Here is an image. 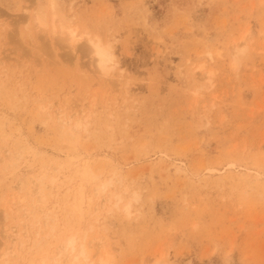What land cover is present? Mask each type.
I'll return each mask as SVG.
<instances>
[{
	"label": "rangeland",
	"instance_id": "rangeland-1",
	"mask_svg": "<svg viewBox=\"0 0 264 264\" xmlns=\"http://www.w3.org/2000/svg\"><path fill=\"white\" fill-rule=\"evenodd\" d=\"M52 1L0 0V255L14 251L0 264L50 262L77 232L92 254L104 236L111 264H264V0H56L111 44L108 77L85 39L72 50L37 28ZM205 69L211 84L193 82ZM59 108L90 114L88 132L66 133ZM108 179L132 216L101 205Z\"/></svg>",
	"mask_w": 264,
	"mask_h": 264
},
{
	"label": "bare ground",
	"instance_id": "bare-ground-1",
	"mask_svg": "<svg viewBox=\"0 0 264 264\" xmlns=\"http://www.w3.org/2000/svg\"><path fill=\"white\" fill-rule=\"evenodd\" d=\"M60 8V7H59ZM50 17L48 19V14L46 11H41L39 9H37L36 11V14L34 15L33 17V20L35 21V24L37 26V28L41 29V30H47L49 27L52 29V32L54 34H57L59 35L58 37L60 38L61 37V40L63 42L66 43V45L70 46L72 50H76L77 49V44L78 42L81 40V39H85V42L87 44V48L89 49L88 51L90 52V54L92 55V58H94V62L96 63V65L98 66L100 72L105 75V76H109L110 73L117 67V61H116V55L114 53V51L112 50V46L111 44L109 43H105L103 42V40L101 39V37L98 36V38L95 39L94 36H97V35H93V37H91V35H88L86 36V31L85 33H82L80 34L79 32V27L76 26L69 18H67V16L61 12L60 9H58V6H57V1L56 0H53L52 3H51V6H50ZM48 15V16H47ZM89 34V33H88ZM251 37V33H250V29L247 30V33H245L243 36H242V39H241V42L236 44V48H237V51L241 54L244 52V50L247 48V41L250 39ZM60 40V39H59ZM84 44V42H83ZM86 47V46H85ZM209 56L211 59L215 60V55L212 51L209 52ZM238 58V57H237ZM205 68V65L204 64H201L199 66H197V70H203ZM195 70V73L196 71ZM206 70V69H205ZM214 72L212 70H206L204 71L201 77V78H198L197 76L194 77V80L193 82H201L203 83V80H205V84L204 86H208L209 84H211L212 82V76H213ZM122 75V74H121ZM113 76V75H111ZM110 76V77H111ZM123 76V75H122ZM122 76L120 78H122ZM123 82V81H122ZM124 83V82H123ZM202 83H198L199 85L201 84V86L203 85ZM124 85V84H123ZM125 85H128L127 83ZM203 87V86H202ZM123 88V87H122ZM126 90V89H125ZM95 100L93 99V102ZM64 103V102H63ZM80 103V102H78ZM77 103V104H78ZM68 104V103H67ZM72 104V103H71ZM65 105V104H64ZM76 105V104H75ZM74 105V107H75ZM80 105V104H79ZM50 106V105H49ZM78 106V105H77ZM52 107V106H51ZM50 107V109H51ZM41 109L43 110H47L48 107L46 106H40ZM47 108V109H46ZM77 108V107H76ZM59 110V113L56 111V114L58 113V119L60 122H61V125L63 126L62 128H64V131L65 130H70V131H65L66 133L68 132L69 134L73 135L75 138L76 137H80V134L84 133V132H88V117L90 116V114L86 115L84 112H82L81 109H79L78 111H76L75 113L71 114L70 116L67 115L65 113V111L63 112L62 109H58ZM81 110V111H80ZM47 112V111H46ZM57 116V115H56ZM49 118H50V115H49ZM48 119V118H47ZM2 132V131H1ZM65 133V134H66ZM88 134V133H86ZM0 137H1V134H0ZM88 137V136H87ZM23 148H24V145H22ZM21 146V147H22ZM20 147V146H19ZM1 150L3 147H0ZM22 148V150H23ZM19 150H21V148H19ZM4 151V150H2ZM8 152V151H6ZM11 152V151H10ZM5 153V152H4ZM17 153V151H16ZM8 155V153H6ZM12 154V153H11ZM10 155V153H9ZM3 156L6 157L5 154H3ZM4 157V158H5ZM15 157V156H14ZM2 158V157H0ZM9 158V157H8ZM6 157V159H8ZM12 157L10 156V162ZM5 159V160H6ZM1 161V164L3 163L4 164V160L0 159ZM9 161V160H8ZM10 162H8L9 166H10ZM12 165V164H11ZM94 165V164H93ZM92 165V166H93ZM89 165H87V171L91 173L90 176H92L93 178H98L100 177L99 174H97L96 171H94L93 167ZM8 167V166H7ZM61 167V166H59ZM58 167V169H59ZM63 167V166H62ZM179 167V166H178ZM9 168V167H8ZM99 168V166H98ZM98 168H96V170H98ZM101 168V166H100ZM62 169V168H61ZM100 170V169H99ZM60 171V169H59ZM178 171V170H177ZM102 172V171H101ZM103 173V172H102ZM101 173V174H102ZM115 173V171L113 172ZM117 176V178H114V179H117V181H119V183H121V185L123 186H127L125 184V181L127 180V178L125 177V175L121 174V173H115ZM187 175V174H186ZM128 176V175H127ZM42 177V176H41ZM58 177V176H57ZM43 180H45L43 177H42ZM42 179H40V177L37 179L38 181L34 180L35 183L38 182L37 185L38 188L35 186V188H37L35 191L36 193H38L40 196V200L39 201H42L44 198H45V195L44 194L45 190H44V187L42 188L43 185L42 184ZM51 181H54L55 180V176H52V178H50ZM106 180V178H105ZM223 180V178H222ZM115 181V182H114ZM110 180L108 179V181H100L102 183H100L98 186H97V191H96V194L98 192L99 196H101L102 198V202H101V205L104 207L106 206L108 203H111V205H114V207L116 208H122V210H124L126 212V214L128 216H132L134 214V211H133V203H132V200L130 201H126L125 200V197L123 194H121V192H114L115 190H113L111 188V186L113 185V183H116V180ZM45 183V181H44ZM117 183V184H119ZM23 185V184H21ZM21 185L17 183V188L19 190V188L21 187ZM131 185V184H130ZM23 187V186H22ZM82 188V187H81ZM118 188V187H116ZM115 188V189H116ZM128 187H126L124 190H128L127 189ZM22 188H20L21 190ZM44 190V191H43ZM82 190V189H81ZM80 190V191H81ZM84 190H82L80 193H82ZM134 191V190H133ZM124 192V191H123ZM122 192V193H123ZM84 193V192H83ZM97 194V196H98ZM83 196V195H82ZM81 196V197H82ZM9 197V196H8ZM127 197V196H126ZM12 198L13 196L11 197V201H12ZM15 198V197H14ZM18 198V197H17ZM129 198V197H128ZM142 198L141 196V193L136 190L133 192V195H132V199H135V201H140ZM25 198H21L20 201H23ZM19 200V198H18ZM46 200V198H45ZM124 200L127 202L125 203ZM7 201V200H6ZM15 201V200H14ZM12 201V202H14ZM17 201V200H16ZM19 201V202H20ZM47 201V200H46ZM43 202V201H42ZM16 203V202H15ZM44 203V202H43ZM8 203L6 202L5 206L7 205ZM12 205V204H11ZM9 205V206H11ZM110 205V204H109ZM8 206V205H7ZM97 206V205H96ZM13 207V206H12ZM100 207V206H99ZM113 207V206H112ZM8 208V207H7ZM97 207H95V210H96ZM107 208V207H106ZM110 208V207H109ZM5 209V208H3ZM2 209V211H3ZM9 209V208H8ZM7 209V210H8ZM100 209V208H99ZM102 209V207H101ZM11 210V209H10ZM94 210V211H95ZM106 210V209H105ZM110 211H112L111 209H109ZM6 211V209H5ZM12 211V210H11ZM4 212V211H3ZM2 212V213H3ZM33 211L32 210H27V212L25 213L24 216L27 215V217L30 215V213H32ZM103 212V211H102ZM109 212V211H108ZM6 214V213H5ZM11 214V213H10ZM9 214V215H10ZM48 214V213H47ZM8 215V212L5 216V218L9 217ZM103 215V214H102ZM101 215V216H102ZM96 216V215H95ZM25 218V217H24ZM54 218V217H53ZM97 217L96 216V220H97ZM49 219H52L50 215H47V218H46V224L48 225L49 224ZM55 219V218H54ZM106 219V218H105ZM28 220V218H27ZM52 221V220H51ZM99 222V220H97ZM96 221V222H97ZM27 225H30L29 222H27ZM25 224V226H27ZM15 226L14 227H9L8 229H6V233H8V238H10L11 236L13 235H17L18 233L15 231ZM25 228V227H24ZM27 228V227H26ZM17 229V228H16ZM108 229V228H106ZM27 232V230L25 229V233ZM29 232V231H28ZM28 232H27V237H28ZM79 232L77 233H73L71 235H69L68 237H66L65 239H63L60 244L57 246V255H54L52 258H51V261L49 262L48 259L50 257L47 256H44L43 258H41V262L37 263V264H84L83 262H87V260L89 262H87L88 264H111L112 263V257L110 256L109 253H105L104 251H106V244H107V241H106V238L104 236H98V238H95V240L97 241L96 242V245L94 246L95 249H96V252H94L93 254L91 253V251H89L87 249V242H84L85 238H82V236L80 234H82V232L80 234H78ZM83 235V234H82ZM67 236V235H66ZM45 237V236H44ZM64 238V236H62ZM12 238V237H11ZM15 238V236H14ZM42 238V237H41ZM41 238L40 241H41ZM44 240V239H42ZM39 241V242H40ZM59 243V242H58ZM22 246H24V241L22 240L21 242ZM36 244L38 245V242H36ZM35 244V245H36ZM40 244V243H39ZM42 244V243H41ZM40 244V245H41ZM36 245V246H37ZM16 246V245H15ZM108 246V245H107ZM26 247V246H25ZM39 247V246H38ZM104 247V253H102V248ZM41 248V246H40ZM94 249V248H93ZM95 251V250H94ZM13 249L11 247H8L7 251L4 252L3 254L0 255V258L3 257V256H6L10 253H13ZM107 252V251H106ZM157 264H160L159 261Z\"/></svg>",
	"mask_w": 264,
	"mask_h": 264
}]
</instances>
